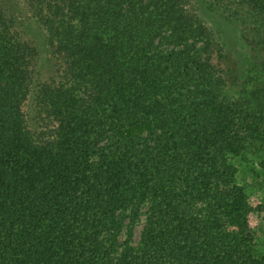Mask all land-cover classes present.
I'll list each match as a JSON object with an SVG mask.
<instances>
[{
    "label": "trees",
    "instance_id": "16d2710c",
    "mask_svg": "<svg viewBox=\"0 0 264 264\" xmlns=\"http://www.w3.org/2000/svg\"><path fill=\"white\" fill-rule=\"evenodd\" d=\"M25 3L37 31L0 0V264H264L232 163L264 171V0Z\"/></svg>",
    "mask_w": 264,
    "mask_h": 264
},
{
    "label": "rangeland",
    "instance_id": "374dc122",
    "mask_svg": "<svg viewBox=\"0 0 264 264\" xmlns=\"http://www.w3.org/2000/svg\"><path fill=\"white\" fill-rule=\"evenodd\" d=\"M12 12L23 22L24 25L34 27L30 19L25 0H2ZM202 17L206 23L212 27L218 35L222 36L227 43L231 59L236 67L243 72L250 59V52L243 41L241 30L238 25L231 24L223 20L218 15H214L202 9ZM37 31V30H36ZM41 38V47L43 51L42 64L44 67L51 66V56L47 46L44 43L40 32H36ZM234 166L238 169L237 181L245 189L249 196H252L256 202L264 205V171L262 170L257 156L248 154L246 156L232 160ZM264 218V215H263ZM142 226L136 229L135 240L140 238ZM256 254L258 257L264 256V221L256 223Z\"/></svg>",
    "mask_w": 264,
    "mask_h": 264
}]
</instances>
